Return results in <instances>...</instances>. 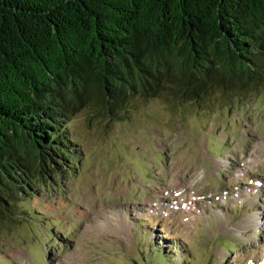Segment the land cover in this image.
Returning a JSON list of instances; mask_svg holds the SVG:
<instances>
[{
  "label": "rangeland",
  "instance_id": "rangeland-1",
  "mask_svg": "<svg viewBox=\"0 0 264 264\" xmlns=\"http://www.w3.org/2000/svg\"><path fill=\"white\" fill-rule=\"evenodd\" d=\"M227 102L80 110L75 165L0 221V264H264V92Z\"/></svg>",
  "mask_w": 264,
  "mask_h": 264
},
{
  "label": "trees",
  "instance_id": "trees-1",
  "mask_svg": "<svg viewBox=\"0 0 264 264\" xmlns=\"http://www.w3.org/2000/svg\"><path fill=\"white\" fill-rule=\"evenodd\" d=\"M254 92L264 0H0V221L69 174L80 110L116 116L143 97L174 112Z\"/></svg>",
  "mask_w": 264,
  "mask_h": 264
}]
</instances>
